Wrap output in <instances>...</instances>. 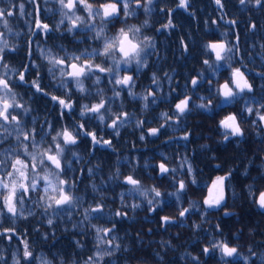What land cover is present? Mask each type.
Segmentation results:
<instances>
[{"label": "snow or ice", "instance_id": "6c2138e0", "mask_svg": "<svg viewBox=\"0 0 264 264\" xmlns=\"http://www.w3.org/2000/svg\"><path fill=\"white\" fill-rule=\"evenodd\" d=\"M45 2L47 3V0ZM212 2L221 13L224 12L225 0ZM54 3L58 6L54 11L59 16L54 25L41 18L38 0H15L7 7L0 6V69L3 70L0 71V239L9 244L18 242L10 257L5 254L6 249L0 248V264H9V259L11 264H66L63 258L55 255L38 256L29 241V233L19 232L15 226L16 221L35 216L37 210L48 216L49 228L54 225L53 215H66L68 219H72L73 210L82 207L83 198L76 195L81 180L77 176H70L69 173L77 172L73 167V159L76 163L81 160L76 148L81 144L82 138L90 142V152H95L100 147H113L112 140L100 134V126L112 130L105 135L119 137L120 128L132 123V116L127 111H123L122 107H112L116 100L123 98L125 90L128 96L142 101L144 110L149 108L150 103H157V92L152 88L146 89V94L143 95L134 91L135 74L126 71L134 65L136 72H139L140 69L148 67L149 56L158 55L153 38L143 35V29L148 26L149 21L145 20L143 25L137 26L128 24V20L135 16L137 11H143L145 14L152 12L155 6L160 12H166L167 17V22L156 30L169 31L177 27L173 22V13L177 9L194 15L190 12L191 0H178L175 8L168 9L160 7L156 0H54ZM238 4L242 9L253 7L264 12V0H238ZM28 5H31V11L28 10ZM225 15L220 19L235 29L237 21L225 19ZM25 17H32L26 49L28 63H21L19 68H15L9 61L16 57L9 54L21 49L18 43H11L8 37L19 35L13 32V19ZM117 23L122 26L113 32L112 28H115ZM205 23L207 24V21ZM211 23L217 25V20H212ZM256 30V23L250 21L249 31L255 33ZM51 33H59L56 39H65L66 36L73 39L79 37L87 46L82 50L79 45L74 48H66L63 44L47 49L40 47L39 42L49 40ZM223 36L226 38L227 32L223 33ZM32 37L36 38L35 43L42 62L35 58ZM239 43L240 36L237 33L234 43L227 39L209 40L204 47V52L211 54L203 59V65L207 69L214 75L220 67L227 66L229 69V78L222 84L213 87V81H205L203 73L192 76L189 81L193 90H199L202 83H207L210 93L219 98L213 105L212 95L207 99L200 96L201 102L195 104L199 109L208 111L213 107L221 108L224 104L243 102L239 112H230L219 120L218 128L225 143L233 139H243L246 129L242 125L245 124H251L257 135L264 132V84L260 85L261 95L257 100L253 82H250L246 72L241 70L247 66L237 67L232 63L233 58L240 53ZM180 44L183 53H188L189 45L183 38ZM260 48L264 50V44H261ZM150 49L152 51H149ZM45 70L49 80L47 85L43 83L45 77L42 73ZM256 75L264 80V71L257 72ZM105 80L107 83L101 88ZM152 84L159 86L155 73L152 75ZM21 86H28L33 95L47 97L55 104L57 118L51 120L45 116L44 121L39 122L38 117L33 115L34 109L19 95L18 89ZM108 86H111V96L106 95ZM176 91L177 89L172 88L169 94ZM172 100L171 114L162 113L163 122L157 127L148 126L145 130V120L135 122L134 126L141 129V141L149 136L163 135L161 130L169 123L180 124L182 118L192 111L195 103L193 95L188 94L172 96ZM85 117L87 119H83ZM94 121L98 123L94 124ZM190 135L185 129L178 139L187 141ZM69 156L73 159H69ZM99 167L97 165L96 169ZM216 167L220 165L217 164ZM157 168L158 175L171 177L175 190L167 195L175 196L177 201L180 200L181 194L188 190L187 181L175 175L178 170H186L187 176L192 177L191 183H196L195 169L187 157L183 159L179 169L170 168L167 157L158 163ZM94 172L95 169L91 167L87 169L89 177H92ZM79 175H84V169L79 170ZM231 178L232 171L216 176L207 187V194L202 200L203 208L195 205L182 207L179 217L185 218L192 211H200L201 217L204 218L210 215L209 210L223 209L228 198L226 182ZM108 179L121 180L119 169ZM122 184L130 186V193L146 200L150 212H155L163 202L165 193L159 187L153 186L150 189L153 195L149 198V190H145L142 181L133 174L124 175ZM92 187L93 191H96V185L93 184ZM248 191L253 203L264 211V191L254 190L251 185ZM120 199L122 203L125 201L123 192ZM26 205L32 207L26 208ZM140 206V203L124 204L125 208L132 209ZM104 208L99 202L83 207V219L79 224L84 225L86 221H91L93 213L96 214L95 219H103ZM224 214L232 215L227 210H224ZM114 215L118 219H126L128 212L117 209ZM159 219L163 227L175 222L169 216H159ZM116 227V223H111V226L91 224V229L95 231L94 250L83 260V264H116L117 254L128 251L114 234ZM200 227V224L194 225L196 229ZM36 231L39 232V229ZM214 232L223 236L220 223L214 226ZM42 239L46 242L50 237L44 233ZM51 239L55 243V231L51 233ZM74 246L80 249L85 247L80 240H76ZM248 253V256H242L239 249L229 241L213 236L203 246L200 255H189L191 264H205L201 256L215 260L216 264H256L257 260L264 264V257L259 256L253 249L249 248Z\"/></svg>", "mask_w": 264, "mask_h": 264}, {"label": "flooded vegetation", "instance_id": "af4514ba", "mask_svg": "<svg viewBox=\"0 0 264 264\" xmlns=\"http://www.w3.org/2000/svg\"><path fill=\"white\" fill-rule=\"evenodd\" d=\"M42 13H48L47 9ZM55 35L56 33H51L50 37H56ZM47 47L53 48L55 46L51 47L50 44H47ZM149 51L152 50L150 49ZM155 51L158 55L153 54L149 56L148 67L141 70L146 71L145 77L139 81L140 78L137 79L134 75L136 81L134 91L143 95L146 93V89L152 88L157 92V103H150L149 108L144 110L142 108V101L132 98V111L134 113L132 123L120 128L121 134L119 137L105 135V133H111L112 130L105 129L103 125L100 126V134L104 135L106 139L112 140V150L106 147L102 151H99V148H97L95 152L89 151V154L92 158L94 155L102 156L106 155V153H112V155L119 154L121 163H124L120 167L122 174H133L138 177L142 181L145 190H149V198H152L153 195L150 189L153 186L159 187L165 193L163 199L167 201L176 198L175 196L167 195V193L173 192L175 187L172 184L171 177L157 174V165L167 157L168 166L179 169L183 159L187 157L195 169L196 183H191L192 177L187 176L186 170L184 172L178 170L175 175L177 178L185 179L188 184V190L182 193L181 197L188 199V201L189 199L197 201L196 207L201 209L203 208L202 200L207 194V187L211 184L212 180L216 176L224 175L229 171H232V178L226 182L228 198L224 208L209 210L210 215L204 218L201 217L200 211H192L185 218H180L179 211H175L174 216L161 215L172 217L175 221L163 227L159 216H157V209L161 207L159 205L155 212H149L148 215L151 217V220L147 227L140 223L146 213L141 209L139 212L129 209L128 217L125 219L128 262H123L122 264H191L189 254L200 255L203 246L213 236L216 239L229 241L239 249L242 256H248V249L251 248L259 256L264 257V211L253 203L248 191L249 185L254 190L264 191V132L261 135H257L251 124H245L242 125L246 129L243 139L239 141L233 139L227 143L223 142L221 131L218 128L220 120L218 115L219 109L213 107L205 111L195 107V104L201 102L199 100L200 96H204L207 99L212 95L213 105L218 102V97H215L214 93H210L207 83H202L199 90H193L189 82H181L179 84L178 82L169 84L165 82V71L172 68L166 69L163 59L164 52L158 39ZM34 54L35 58L38 59L36 53ZM175 68H177V65ZM134 69L135 66L133 65L127 72H135L136 70L133 71ZM153 73L156 76L159 75V80H161L159 86L152 84ZM42 74L45 77L44 80H48L46 70ZM254 75L255 73H253V77ZM254 78L260 79V77L256 76ZM253 80L250 79V82H253ZM213 87H216L214 82ZM172 88L177 89V91L170 95L169 93ZM178 94L193 95L195 103L192 106V111L182 118L180 124L169 123L165 129L161 130L164 133L163 135L158 137L149 136L144 141H141L139 139L141 129L134 126L135 122L140 119L145 120V130L148 126L157 127L159 123L163 122L161 118L162 113L168 112L171 114L172 96ZM254 94L256 99L259 100L261 87L256 88ZM35 96L38 101L40 98L49 100L47 97L39 94ZM240 103L243 106V102ZM235 104H225L222 111L226 110L227 113L224 116L230 112H239L241 110L242 107L238 109ZM93 123H98V121H94ZM172 126L178 128L175 129ZM185 129L191 133L189 140L178 139ZM84 141L86 142V138H82V142ZM221 141L223 147H220ZM90 147L91 145L89 149ZM217 164L220 167H216ZM99 170L103 171V169ZM151 170H154L155 173L153 175L158 178L151 181L145 180L141 172ZM122 179L123 177L120 183L124 186L123 191L128 204L135 201L140 204L144 203V201L147 203L139 195L130 193V186L122 184ZM199 195H203V197H199ZM189 206H191L190 203ZM224 210L229 211L232 215L226 216ZM134 213L138 214V219L133 217ZM160 214H164V211ZM133 223L136 224V228H127L131 227V225L134 226ZM217 223L221 224L223 236L214 232V226ZM195 224H200L201 227L196 229L194 228ZM144 227H147V229L144 230ZM205 237L208 239H205ZM150 239L151 242H149ZM61 243L64 248H67L70 244L68 238L63 239ZM201 260L205 264H216L215 260H210L204 256H201ZM256 264H260V261L257 260Z\"/></svg>", "mask_w": 264, "mask_h": 264}, {"label": "trees", "instance_id": "16d2710c", "mask_svg": "<svg viewBox=\"0 0 264 264\" xmlns=\"http://www.w3.org/2000/svg\"><path fill=\"white\" fill-rule=\"evenodd\" d=\"M15 0H0V6L7 7ZM156 2L165 9L169 7L175 8L178 0H156ZM40 7L44 10L47 9L48 13L41 15V18L50 24H56L59 20L58 14L55 13V7L52 6V3H41V0H38ZM154 7V10L150 13L145 14L143 11H137V14L131 17L128 20V24H135L137 26L143 25L145 20H148V26L144 27L143 35H147L153 38L154 42L158 39V42L162 45V51L164 52V63L166 65L165 73H167L165 82L169 83H181V82H189L192 76H195L199 73H203V79L208 80L211 79L216 87L219 84L223 83V80L229 78V69L227 66L220 67L218 72L214 75L210 69H207L205 65H203V59L207 58L210 53L204 52V47L208 43L209 40H222L227 39L230 42L235 41V35L238 33L240 36V53L239 60H237V56L233 58V65L237 67H241V65H246L245 71L249 79L253 80L254 89L260 88L261 84H264V80L256 79L253 77V73L264 71V50L260 48L261 44H264V12H260L253 7L249 8H241L238 4V0H225L226 7V16L229 20L235 19L236 21L241 23V29L236 33L235 30H231V28L225 27L223 25H213L211 23V19L215 14V8L213 7L212 0H191V8L190 12L194 13V15L185 14L181 10H176L173 13V22L177 25L176 29H171L169 32L167 31H157V28H160L162 24L166 23L167 20H164V13L160 12L158 9ZM254 9V10H253ZM31 11V9H28ZM251 11V12H250ZM251 13V16H247L248 13ZM255 15V17H253ZM249 18H253L250 21L255 22L257 25V30L255 33L248 30H244L243 27L249 25ZM19 19V18H18ZM27 21V22H26ZM207 21V24L205 23ZM32 17H25L21 19V21H14L12 23L13 32L19 33V35H13L8 37L11 43H18L20 45V51L16 53H11L9 55H13L16 57L14 60H10L9 63L15 67L19 68L21 63H28L27 56V41L29 39L30 33L29 28L31 26ZM122 26L120 23H117L115 28H112L114 32ZM111 27V26H110ZM215 28L218 30L215 33L209 35L210 29ZM227 32V37L223 36V33ZM56 37L59 36V33H56ZM158 36V37H157ZM56 37H51L46 42L41 40L39 42V46L47 49V44H50L51 47H58L63 44L66 48H74L79 45L82 50L87 45L80 41V38L77 37L73 39L71 36H66L65 39H56ZM181 38L184 39L185 43L189 45V52L183 53L181 48ZM33 43V51L37 55V61H40V54L37 49L35 43V37H32ZM242 39V41H241ZM155 42V44H156ZM177 65V68H175ZM145 69V68H144ZM144 69H140L139 72H128L129 74H135L139 81L141 78L145 77L146 71H141ZM3 71V70H2ZM126 71H129L127 69ZM123 74V73H122ZM168 77L172 79L169 80ZM159 80V75H157ZM252 81V80H251ZM161 82V80H159ZM49 80H44V84L47 85ZM107 83L105 80L103 84H101V88H104V85ZM173 86V85H172ZM179 86V85H178ZM19 95L24 96V99L28 101L29 105L34 109L33 115L38 117L39 122L44 121V117L47 116L48 119L55 120L56 117V105L47 100L46 98H40L37 100V97L32 94V90L30 88H25L21 86L18 89ZM106 95L111 96V86H108L106 89ZM31 98V99H29ZM140 100V99H139ZM219 101V98H218ZM86 101H81V103ZM132 97L128 96L127 91L125 90L123 98L121 100H116L112 107L113 109H120L122 107L123 111H127L132 117L134 113L132 111ZM242 102V101H241ZM225 104L221 106L224 108ZM235 106L240 109L242 103H236ZM219 109V118H223L224 114L227 113L226 110L222 111ZM83 119H87L86 117ZM172 128L177 129L178 127L172 126ZM221 133V132H220ZM89 146L90 143L81 142V144L76 148L81 160L79 163L69 156V159H73V167L77 169L76 173H69L70 176H77L81 180V183L78 185V190L76 195L82 197V207L73 210L72 219H68L67 216L58 217L53 215L54 225L52 228H49L47 224V215H42L41 210H37V214L33 217H29L27 220L18 219L16 221L15 226L19 230V232L29 233V241L32 243L36 254L49 256L55 255L61 257L65 260L66 264H83V260L86 259L87 255L94 250L95 243V231L91 229V224H96L97 226H111V223H116V232L114 233L119 241L122 242L123 246H127V231L125 228V219L119 220L115 217L114 213L117 209H122L127 211L129 214V209L131 211L139 212L141 209L146 213V215L142 218L141 224L148 227V224L151 220V217L148 215L150 211L149 205L147 203H141L139 208L132 209L131 207H124V204H128L126 200L122 203L120 199V194L123 191L124 186L121 185V180H109L108 177L112 176L116 173L117 169L120 171V167L124 165L122 164L120 155L106 153V155H94L93 158L89 154ZM220 147H223L222 141L220 142ZM108 155V156H107ZM107 156V157H105ZM222 157V156H221ZM99 165V169H103V171L96 169V166ZM107 166L115 167L113 173H104L105 168ZM95 169L94 175L92 177L88 176L87 169L88 168ZM84 169V175H79V170ZM121 173V178L124 174ZM143 178L145 180H154L157 179L155 175H153L154 170L151 171H142ZM93 184L96 185V191H93ZM199 197H203V195H199ZM201 199V198H199ZM102 203L104 208L103 219L97 220L95 219L96 214H91L93 217L91 221H86L84 225H80L79 221L83 219V207H87L89 204L94 205L95 203ZM190 205H196L197 201H193L192 199H186L181 197L179 201L176 198L174 200H164L161 204V207L157 209V216L161 215H171L174 216L175 211H179L182 207H187ZM132 203H138L130 202ZM26 208L32 207V205H26ZM164 211V214H160ZM138 219V214L134 213V216ZM131 227L127 228H136V224L133 223ZM76 225V227H73ZM147 227L143 229L146 230ZM39 229V232L36 231ZM82 229H87L85 232ZM55 231L56 241L55 243L51 239V233ZM47 233L50 237L48 241H43L42 234ZM69 239V246L64 248L61 241L63 239ZM80 240L85 247L83 249L76 248L75 241ZM59 244H58V242ZM151 242V239L149 240ZM18 246V242L14 241L12 244H9L6 240L0 239V248L6 249L5 254L9 255L12 251L16 249ZM116 264L123 262L127 263V252H121L117 254ZM9 264H11V259H9ZM59 264V262H57Z\"/></svg>", "mask_w": 264, "mask_h": 264}, {"label": "rangeland", "instance_id": "374dc122", "mask_svg": "<svg viewBox=\"0 0 264 264\" xmlns=\"http://www.w3.org/2000/svg\"><path fill=\"white\" fill-rule=\"evenodd\" d=\"M41 3H46L45 2V0H41ZM47 3H52V6L53 7H55L56 8V4L54 3V0H47ZM40 5V4H39ZM28 7V9H31V5H28L27 6ZM58 7V6H57ZM213 7L215 8V14L213 15V18L211 19V22H212V20H217V24H221V25H223V26H225V27H228V28H231L232 27V25H230V24H227V23H225L224 22V20H221L220 19V17L222 16V15H225L226 13H227V11H226V7H225V9H224V12L223 13H221L220 11H219V9L217 8V6L213 3ZM179 10H181L182 12H184L182 9H179ZM254 10V9H253ZM43 12V9L40 7V16L41 15H43V14H41ZM251 12V11H250ZM248 13V15L247 16H251L252 14L251 13ZM186 15L188 14V13H186V12H184ZM253 17H255V15H253ZM163 19L164 20H167V17H166V12L164 13V17H163ZM225 19H228V17L225 15ZM251 19H253V18H249V21L251 20ZM229 20V19H228ZM14 21H21V19H18V18H16V19H13V21H12V23L14 22ZM174 21V20H173ZM241 25V23L240 22H238L237 21V26H236V28L235 29H233V27H232V31L233 30H235V32L237 33L238 31H239V29H241V28H239V27H241L240 26ZM248 27H249V25L248 26H246V28L245 27H243L242 26V28H244V30L246 29V30H248ZM239 28V29H238ZM176 28H174L173 30H175ZM170 31V30H169ZM169 31H167V32H169ZM218 30H216L215 28H212V29H210V31H209V35L210 34H212V33H215V32H217ZM161 32H163V31H161ZM234 32V31H233ZM241 41H242V39H241ZM235 42V41H234ZM240 44V43H239ZM182 48V47H181ZM183 50V49H182ZM238 58H240L239 57V55H237V60H239ZM242 66V65H241ZM245 69V67H242L241 68V70L242 71H245L244 70ZM246 72V71H245ZM256 73H257V71L255 72V75H254V77L256 76V77H259V76H257L256 75ZM246 74H247V72H246ZM26 89L27 88H29L28 86H24ZM146 94V93H145ZM24 97V96H23ZM104 148H106V147H100L99 148V151H102V149H104ZM109 150H112V148L111 147H107ZM108 156V155H107ZM107 156H105V157H107ZM114 170H115V167H111V166H107V168H105V170H104V173H113L114 172ZM119 220H121V219H119Z\"/></svg>", "mask_w": 264, "mask_h": 264}, {"label": "bare ground", "instance_id": "6f19581e", "mask_svg": "<svg viewBox=\"0 0 264 264\" xmlns=\"http://www.w3.org/2000/svg\"><path fill=\"white\" fill-rule=\"evenodd\" d=\"M131 106H132V103H131Z\"/></svg>", "mask_w": 264, "mask_h": 264}]
</instances>
